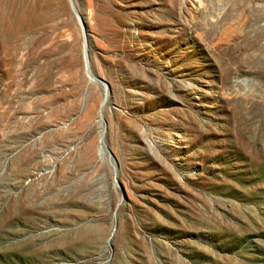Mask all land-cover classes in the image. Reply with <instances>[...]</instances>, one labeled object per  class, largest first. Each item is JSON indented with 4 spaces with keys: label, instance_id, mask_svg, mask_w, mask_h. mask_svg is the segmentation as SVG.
<instances>
[{
    "label": "rangeland",
    "instance_id": "1",
    "mask_svg": "<svg viewBox=\"0 0 264 264\" xmlns=\"http://www.w3.org/2000/svg\"><path fill=\"white\" fill-rule=\"evenodd\" d=\"M0 264H264V0H0Z\"/></svg>",
    "mask_w": 264,
    "mask_h": 264
},
{
    "label": "bare ground",
    "instance_id": "2",
    "mask_svg": "<svg viewBox=\"0 0 264 264\" xmlns=\"http://www.w3.org/2000/svg\"><path fill=\"white\" fill-rule=\"evenodd\" d=\"M75 14V17L77 18V20H78V15L76 14V13H74Z\"/></svg>",
    "mask_w": 264,
    "mask_h": 264
},
{
    "label": "water",
    "instance_id": "3",
    "mask_svg": "<svg viewBox=\"0 0 264 264\" xmlns=\"http://www.w3.org/2000/svg\"><path fill=\"white\" fill-rule=\"evenodd\" d=\"M109 155V154H108ZM109 157H110V155H109Z\"/></svg>",
    "mask_w": 264,
    "mask_h": 264
}]
</instances>
